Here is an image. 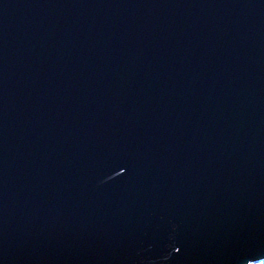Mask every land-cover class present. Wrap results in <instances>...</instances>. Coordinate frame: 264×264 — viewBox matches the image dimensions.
<instances>
[{"label": "water", "instance_id": "95a60500", "mask_svg": "<svg viewBox=\"0 0 264 264\" xmlns=\"http://www.w3.org/2000/svg\"><path fill=\"white\" fill-rule=\"evenodd\" d=\"M264 261V0H0V264Z\"/></svg>", "mask_w": 264, "mask_h": 264}, {"label": "trees", "instance_id": "16d2710c", "mask_svg": "<svg viewBox=\"0 0 264 264\" xmlns=\"http://www.w3.org/2000/svg\"><path fill=\"white\" fill-rule=\"evenodd\" d=\"M250 264H264V261H259V262H252Z\"/></svg>", "mask_w": 264, "mask_h": 264}]
</instances>
